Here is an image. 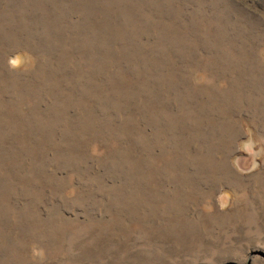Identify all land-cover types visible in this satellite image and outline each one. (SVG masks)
Returning <instances> with one entry per match:
<instances>
[{
	"label": "rangeland",
	"instance_id": "rangeland-1",
	"mask_svg": "<svg viewBox=\"0 0 264 264\" xmlns=\"http://www.w3.org/2000/svg\"><path fill=\"white\" fill-rule=\"evenodd\" d=\"M0 264H264V0H0Z\"/></svg>",
	"mask_w": 264,
	"mask_h": 264
}]
</instances>
